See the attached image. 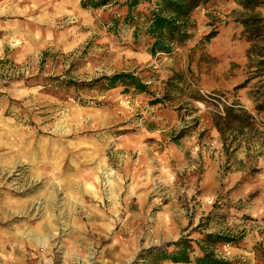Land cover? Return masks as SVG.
<instances>
[{
    "label": "rangeland",
    "instance_id": "374dc122",
    "mask_svg": "<svg viewBox=\"0 0 264 264\" xmlns=\"http://www.w3.org/2000/svg\"><path fill=\"white\" fill-rule=\"evenodd\" d=\"M82 1L0 0V264H196L147 256L181 238L264 264V0L200 6L155 55ZM121 72L148 92L95 82Z\"/></svg>",
    "mask_w": 264,
    "mask_h": 264
},
{
    "label": "trees",
    "instance_id": "16d2710c",
    "mask_svg": "<svg viewBox=\"0 0 264 264\" xmlns=\"http://www.w3.org/2000/svg\"><path fill=\"white\" fill-rule=\"evenodd\" d=\"M141 1L148 4L146 7L148 10H139L138 16H136L133 14L132 9ZM210 1L212 0H83L82 6L84 8H99L106 5L126 6L127 11L125 15L114 18V27L117 28L123 20L124 24H128L131 28H136L137 31L140 29L144 30L148 38V51L155 55L156 53L170 54L175 48L184 46L192 37V30L195 27L192 19L194 11L200 6L208 4ZM255 23V20L244 21L245 26ZM141 25L143 26L140 27ZM216 35L217 32L215 31L207 33L201 40V44L210 41ZM95 82H102L107 89L115 88L120 84L133 87L138 92H148L149 88L142 79L131 72L102 76L96 79ZM234 112V109H229L225 119L238 117L239 115ZM216 126L220 132H223L218 122ZM233 240L234 238L232 237L217 234H207L203 239V241L213 244L218 242L229 243ZM194 242L197 246H200V253L194 259L196 264H242L239 261H230L217 257L209 247H201L199 242L191 238H181L164 247L151 248L148 250L147 256L155 260V262L165 259L175 263L191 262L190 255L195 251ZM170 248L172 249L169 250Z\"/></svg>",
    "mask_w": 264,
    "mask_h": 264
},
{
    "label": "built area",
    "instance_id": "2783aa9c",
    "mask_svg": "<svg viewBox=\"0 0 264 264\" xmlns=\"http://www.w3.org/2000/svg\"><path fill=\"white\" fill-rule=\"evenodd\" d=\"M203 95H204L206 98H210L208 95H206V93H203Z\"/></svg>",
    "mask_w": 264,
    "mask_h": 264
}]
</instances>
